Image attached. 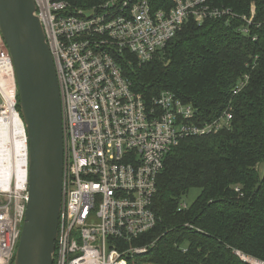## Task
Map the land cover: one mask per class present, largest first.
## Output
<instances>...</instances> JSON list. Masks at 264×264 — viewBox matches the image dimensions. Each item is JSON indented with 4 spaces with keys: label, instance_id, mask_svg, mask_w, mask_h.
Wrapping results in <instances>:
<instances>
[{
    "label": "built area",
    "instance_id": "obj_1",
    "mask_svg": "<svg viewBox=\"0 0 264 264\" xmlns=\"http://www.w3.org/2000/svg\"><path fill=\"white\" fill-rule=\"evenodd\" d=\"M35 1L63 112V204L54 264H131L148 250L134 241L158 223L153 203L168 155L186 137L229 126L233 113L229 107L202 121L172 91L146 99L132 89L118 60L127 51L148 62L188 19L202 24L231 11L211 0H172L161 7L150 0ZM249 79L246 74L234 92ZM17 126L25 132L20 177L1 145L3 132ZM28 156L14 63L0 32V264H15L29 194ZM187 207L183 201L180 208ZM238 254L248 264H264Z\"/></svg>",
    "mask_w": 264,
    "mask_h": 264
},
{
    "label": "trees",
    "instance_id": "obj_2",
    "mask_svg": "<svg viewBox=\"0 0 264 264\" xmlns=\"http://www.w3.org/2000/svg\"><path fill=\"white\" fill-rule=\"evenodd\" d=\"M150 2L172 6V0ZM210 5L231 13L202 24L188 19L148 62L127 51L118 60L146 99L172 91L202 121L229 107L233 113L229 126L186 137L168 155L153 203L158 223L134 241L148 246L135 264H248L238 252L264 261V0ZM246 74L248 83L235 93ZM192 189L199 195L180 208Z\"/></svg>",
    "mask_w": 264,
    "mask_h": 264
},
{
    "label": "water",
    "instance_id": "obj_3",
    "mask_svg": "<svg viewBox=\"0 0 264 264\" xmlns=\"http://www.w3.org/2000/svg\"><path fill=\"white\" fill-rule=\"evenodd\" d=\"M35 0H0L29 156L26 218L15 264H54L64 183V127L55 60Z\"/></svg>",
    "mask_w": 264,
    "mask_h": 264
},
{
    "label": "bare ground",
    "instance_id": "obj_4",
    "mask_svg": "<svg viewBox=\"0 0 264 264\" xmlns=\"http://www.w3.org/2000/svg\"><path fill=\"white\" fill-rule=\"evenodd\" d=\"M24 133V129L17 126L14 130H6L2 134L1 145L7 155L11 156L14 170L18 173L19 177L23 173V150L25 147Z\"/></svg>",
    "mask_w": 264,
    "mask_h": 264
},
{
    "label": "rangeland",
    "instance_id": "obj_5",
    "mask_svg": "<svg viewBox=\"0 0 264 264\" xmlns=\"http://www.w3.org/2000/svg\"><path fill=\"white\" fill-rule=\"evenodd\" d=\"M260 172H261V175H262L263 172H264V164H261V165H260ZM199 192H200L199 189H192V190L190 191L189 195L186 196V197L183 199L184 202H186V203H188V204L192 203V202L196 199V197L199 195ZM131 263L135 264V259H134V258L132 259V262H131Z\"/></svg>",
    "mask_w": 264,
    "mask_h": 264
}]
</instances>
